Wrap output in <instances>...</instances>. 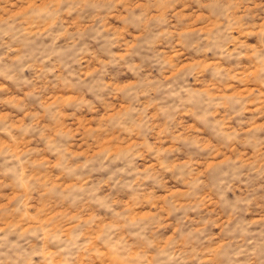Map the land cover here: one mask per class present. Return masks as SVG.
Returning a JSON list of instances; mask_svg holds the SVG:
<instances>
[{
    "label": "clouds",
    "instance_id": "clouds-1",
    "mask_svg": "<svg viewBox=\"0 0 264 264\" xmlns=\"http://www.w3.org/2000/svg\"><path fill=\"white\" fill-rule=\"evenodd\" d=\"M0 264H264V0H0Z\"/></svg>",
    "mask_w": 264,
    "mask_h": 264
}]
</instances>
